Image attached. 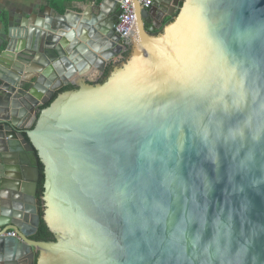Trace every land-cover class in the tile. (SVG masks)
Here are the masks:
<instances>
[{
  "label": "water",
  "instance_id": "obj_1",
  "mask_svg": "<svg viewBox=\"0 0 264 264\" xmlns=\"http://www.w3.org/2000/svg\"><path fill=\"white\" fill-rule=\"evenodd\" d=\"M180 1L0 22V264H264V0Z\"/></svg>",
  "mask_w": 264,
  "mask_h": 264
},
{
  "label": "crops",
  "instance_id": "obj_2",
  "mask_svg": "<svg viewBox=\"0 0 264 264\" xmlns=\"http://www.w3.org/2000/svg\"><path fill=\"white\" fill-rule=\"evenodd\" d=\"M86 1L98 4L102 0H68L67 2L66 0H0V22L4 27L15 26L20 18L31 16L30 14L41 10L49 14L53 11L58 14L69 12L71 15H82L83 9L88 7ZM92 71L89 69L86 74L92 76Z\"/></svg>",
  "mask_w": 264,
  "mask_h": 264
},
{
  "label": "trees",
  "instance_id": "obj_3",
  "mask_svg": "<svg viewBox=\"0 0 264 264\" xmlns=\"http://www.w3.org/2000/svg\"><path fill=\"white\" fill-rule=\"evenodd\" d=\"M68 0H66L67 2ZM182 0L179 2V6L181 5ZM126 55V54H125ZM112 68L110 66H108L103 75H102V81H104L106 79V77L109 75V73L111 72ZM74 86L71 85H67L64 86L62 88H60L58 91H56L47 102H45L43 105L39 106V109L45 108L46 106L49 105V103L56 97V95L58 93H61L63 91L66 90H70L73 89ZM37 116V113H36ZM38 173H39V178L37 180L36 183V193H35V198L37 199L38 204H40L41 202V196L43 193V166L40 162H38ZM42 216V211H39V217H40V221H39V225L37 228L36 233L31 237L32 240L35 241H43V242H49L53 240V236L52 234L48 231L46 225L44 224V222L41 219Z\"/></svg>",
  "mask_w": 264,
  "mask_h": 264
},
{
  "label": "built area",
  "instance_id": "obj_4",
  "mask_svg": "<svg viewBox=\"0 0 264 264\" xmlns=\"http://www.w3.org/2000/svg\"><path fill=\"white\" fill-rule=\"evenodd\" d=\"M119 4V15L115 25V31L121 39H126L134 25V9L131 0H112ZM154 0H137L142 8H148ZM13 235V233H7Z\"/></svg>",
  "mask_w": 264,
  "mask_h": 264
},
{
  "label": "flooded vegetation",
  "instance_id": "obj_5",
  "mask_svg": "<svg viewBox=\"0 0 264 264\" xmlns=\"http://www.w3.org/2000/svg\"><path fill=\"white\" fill-rule=\"evenodd\" d=\"M130 53H131V47H129V48H127L123 53H122V55H121V59L117 62V63H115L114 65H116V66H118V65H121L124 61H126L128 58H129V56H130ZM126 54V55H125ZM112 68V67H111ZM98 82H102V77L101 78H98V80H97ZM75 88V87H74ZM73 88V89H74ZM58 91V90H57ZM55 93V92H54ZM53 93V94H54ZM52 94V95H53ZM37 204H38V202H37ZM38 206H39V209L42 211L43 210V203H42V201L40 202V204H38Z\"/></svg>",
  "mask_w": 264,
  "mask_h": 264
}]
</instances>
